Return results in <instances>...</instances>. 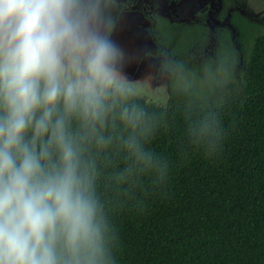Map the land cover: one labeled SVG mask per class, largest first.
I'll return each instance as SVG.
<instances>
[{
  "label": "trees",
  "instance_id": "trees-1",
  "mask_svg": "<svg viewBox=\"0 0 264 264\" xmlns=\"http://www.w3.org/2000/svg\"><path fill=\"white\" fill-rule=\"evenodd\" d=\"M200 33L179 41L168 104L121 87L101 119L69 121L104 264H264V24L244 20L240 52L226 34L220 60L188 70Z\"/></svg>",
  "mask_w": 264,
  "mask_h": 264
},
{
  "label": "clouds",
  "instance_id": "clouds-1",
  "mask_svg": "<svg viewBox=\"0 0 264 264\" xmlns=\"http://www.w3.org/2000/svg\"><path fill=\"white\" fill-rule=\"evenodd\" d=\"M82 0H0V264H104L69 121L122 85Z\"/></svg>",
  "mask_w": 264,
  "mask_h": 264
},
{
  "label": "flooded vegetation",
  "instance_id": "flooded-vegetation-1",
  "mask_svg": "<svg viewBox=\"0 0 264 264\" xmlns=\"http://www.w3.org/2000/svg\"><path fill=\"white\" fill-rule=\"evenodd\" d=\"M82 2L86 14L89 13L90 7L98 3L107 4L111 10L112 16L104 37L101 36L103 26L99 27L95 23L98 18L91 16V21L87 17L89 31L104 43L113 38L123 14L138 12L143 15L146 26L142 29L144 33L142 32L141 44L131 45L130 37L127 36L117 45L121 47H118V51L128 56L145 48L144 57L158 60L161 63L160 71L170 74V83L173 72L179 69V41L185 38L186 33H190V28L200 30L201 33L196 37V43L186 52L181 51L188 61L184 67L188 70L192 69L189 63L202 65L204 62L220 60L218 53L220 49L226 48V44L222 43L226 34L229 36L231 47L240 52L244 20L252 25L264 24V17H260L263 13L261 9L264 0H82ZM129 48L133 49V53L128 51ZM240 63L243 64L242 55Z\"/></svg>",
  "mask_w": 264,
  "mask_h": 264
},
{
  "label": "rangeland",
  "instance_id": "rangeland-1",
  "mask_svg": "<svg viewBox=\"0 0 264 264\" xmlns=\"http://www.w3.org/2000/svg\"><path fill=\"white\" fill-rule=\"evenodd\" d=\"M96 3V2H94ZM90 7V6H89ZM263 13L261 18L264 17V4L262 6ZM93 13V14H92ZM96 16L95 23L98 26H103L101 36L104 37L107 32L109 20L111 19V10L107 4H99L90 7L87 17ZM92 21V19H91ZM146 26L143 20V15L138 12H130L123 14L117 24L116 31L111 38V41H106L113 52L112 67L117 73L122 87L128 88L135 94L145 97L149 103L165 106L168 104V91L170 74L165 71H160L161 63L156 59L144 57L145 48L135 52V54L124 55V52H119L118 47L121 48L119 42L129 36L130 44H141L142 30ZM102 28V27H101ZM104 39V38H103ZM134 46V45H133ZM115 50V51H114ZM128 51L133 53V49L129 48Z\"/></svg>",
  "mask_w": 264,
  "mask_h": 264
},
{
  "label": "water",
  "instance_id": "water-1",
  "mask_svg": "<svg viewBox=\"0 0 264 264\" xmlns=\"http://www.w3.org/2000/svg\"><path fill=\"white\" fill-rule=\"evenodd\" d=\"M168 87H169V91H168V93H169V94H168V102H169V100H170V97H171V88H170V82H169V86H168ZM168 102H167V103H168Z\"/></svg>",
  "mask_w": 264,
  "mask_h": 264
}]
</instances>
